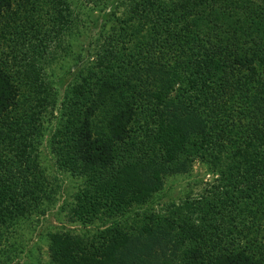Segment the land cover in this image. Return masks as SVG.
I'll return each instance as SVG.
<instances>
[{
	"label": "trees",
	"instance_id": "16d2710c",
	"mask_svg": "<svg viewBox=\"0 0 264 264\" xmlns=\"http://www.w3.org/2000/svg\"><path fill=\"white\" fill-rule=\"evenodd\" d=\"M205 1L214 7L220 3V9L235 7L232 21L212 15L202 0H120L112 7L106 18L111 26H103L99 36L104 38L102 56L87 73L90 78H102L100 97L110 91L121 104L126 99L121 92L133 84L137 73H146L147 80L150 68L163 66L170 68L163 85L174 91L173 98L163 99V114L175 99L189 106L186 114L191 119L198 120L191 113L197 110L208 124L187 126L182 120L185 116L174 110L173 116L181 123L174 127L178 139L171 142L152 136V118L140 119L144 106L137 108L140 111L130 104L124 110L110 107L104 111L98 138L90 137L93 128L85 118L75 136L78 155L61 158L70 164L71 174L82 180L69 205L78 212L74 217L85 223L94 220L100 227L93 239L81 235L69 240L65 248L66 237L54 238L61 251L52 250L58 264H145L142 258L130 263L121 247L129 241L151 242L149 226L163 229L175 242L180 254L174 264H264V110H246L234 120V128H227L226 118L248 103L251 109L257 93L251 89L256 85L251 86V76L253 71L257 77L264 74V0H239L242 8L230 0ZM74 2L0 0V47L12 58L7 62L0 49V237L3 225L27 212H40L43 204L55 199L54 190L46 195L44 176H38L35 169L38 159L33 150L43 115L25 104V95H30L27 90L43 81L42 64L39 69L35 62L37 54L43 59L46 52L41 48L47 45L35 34L41 23L32 10L41 13L48 6L45 12L55 13L51 19L58 33L63 25L69 27ZM199 14L204 17L198 20ZM128 32L137 34L133 50L122 44L106 48L115 40L114 34L122 39ZM189 33L198 36L207 49L183 41ZM254 59L261 60L262 71L252 66ZM10 65L18 68L12 73ZM85 77L81 78L84 87L90 80ZM171 81L181 84L174 88ZM92 102L80 91L84 116L93 111ZM206 104L212 109H206ZM133 117L137 128L128 124ZM72 123L73 116L61 121L54 134L56 142L73 133H69ZM222 137H229V143L217 146ZM193 156L201 158L213 176L206 189L196 197L168 201L169 207L164 202L163 210L142 211V203L157 188L159 174L170 173ZM112 254L117 257L111 259Z\"/></svg>",
	"mask_w": 264,
	"mask_h": 264
},
{
	"label": "rangeland",
	"instance_id": "374dc122",
	"mask_svg": "<svg viewBox=\"0 0 264 264\" xmlns=\"http://www.w3.org/2000/svg\"><path fill=\"white\" fill-rule=\"evenodd\" d=\"M202 1L208 5L205 0ZM254 1L258 2V0ZM118 2L120 0H76L74 5H72V17L68 25L69 29L63 25V28L59 29L58 33H56L51 19L55 13L45 12L48 6L40 9L41 13L39 9L36 11L34 9L32 10V16L37 18V20L39 18L41 23L38 24L40 26L37 29L38 32L35 34L42 37L47 42V45L46 48H41L43 52H46V54L44 53L43 59L41 57L38 59L37 54L35 62L39 65V69L42 64L40 74L43 81L33 90L26 89L30 95H25V104L27 109L32 111L37 110L43 115L42 129H40L39 133L37 132L39 142H36L37 146L33 150L34 155H37L38 159V165H36L35 169L37 170L38 176H44L46 195H52L54 190L55 199L54 201L52 200V204L50 203L47 206L43 204V209L40 212H27L16 221H10L7 225L2 226V231L5 232L1 236L2 238L0 237V264H58L54 259L52 250L57 252L61 251L58 249L60 246L54 244V238L60 236L66 237L64 240L67 241H65V246L62 247L65 248L66 246H70L67 245L69 240H76L81 235L88 239L96 237V230L100 227L99 223L94 220L92 222L87 221L86 223L84 220L78 221L77 217H74L78 212L72 211L69 207L82 180L71 174L69 170L70 164H67L61 158L63 155L73 158L78 155V150L75 146L76 137L81 130L85 118L90 120L88 125L93 128L92 131H89L91 138H98V135L100 136L102 134L100 125L104 111L110 107L115 110L120 108V110H124L126 104H130L136 111L141 110L137 109L140 106L146 108L144 116L140 119L152 118L153 123L151 126L154 128L152 136L159 138V140L167 141L170 139L171 142H174L178 139L177 132H174V127L178 128L181 121L180 118L177 119L173 116L174 110L177 111V109L180 110L178 113L181 117L185 116L182 120H184L187 126H200L203 128L206 125L207 127L208 123L204 121V116L199 115L197 110L191 112L198 118V120L194 121L191 119V116L186 114V109L189 106L175 103V99L169 103V109L163 114V99L165 101L166 96L174 97V91H169V88L163 85V78L167 75L165 71H170V68L167 67L150 68L147 73L149 74L147 80L146 73H137L139 75L134 78L133 84H130L127 90L121 92L126 98L121 104L117 103L118 100L110 91L104 93L105 97H100L102 78H90L88 75L93 71V68L97 67L99 58L102 56L99 51H102L103 47L101 44L104 38L99 39L100 32L103 26H111V22H106V18H109L108 16L114 9L112 7ZM231 2L237 4L235 6L238 7L242 8L243 6L239 0H230ZM208 6L212 15L219 16V18L227 17L230 22L236 12L235 7L232 8L231 6L220 9L223 8L220 3H217L215 7L213 5ZM216 9L218 10L217 12ZM201 11L206 12L204 9ZM203 17V15L199 14L198 20ZM203 30H205V26H203ZM189 35L183 41L190 40L192 47L198 46V48L207 49V44L201 42L200 39H196L198 36L195 37L192 33H189ZM112 38H115V40H110L106 48L125 45L126 49L133 50V44H136L137 41L135 40L137 34L128 32L122 39H119L114 34ZM130 38L131 40H129ZM31 42L32 40L27 41L29 44ZM0 49L5 52L1 47ZM208 52L211 54V50L208 49ZM156 54L161 56L159 53ZM169 55L170 52L167 56ZM5 58H7V62L11 63L12 58L10 55H4L3 59ZM214 62L215 65L221 66L219 61L215 60ZM260 62V59H254L253 61L252 66H256L257 71L263 70L260 67V64L263 63ZM17 68L18 65H12V73ZM253 73L255 75L251 76V80L253 81L251 86L256 85L251 89L257 92L253 94V98L251 99L254 104L251 109L248 103L246 107H237L241 111H230L226 117L228 121L227 128L231 126L234 128V120L243 117V114L248 109L253 110L255 108L256 110H264V74L257 77L258 73L254 71ZM85 76L90 78V80L85 81L84 87L81 78L86 80ZM171 76L172 68L169 78ZM179 78L182 77L179 76ZM80 82L81 84L78 85ZM171 83L174 88H178L181 81H171ZM82 90L93 101L92 104L95 103L94 106H91L93 111H88L85 116V109L80 104V91ZM38 95L40 96L39 99H37ZM35 100H37L36 106H34ZM205 107L206 109H212L213 106L206 104ZM237 108L235 107L230 110ZM71 112H74L73 115H71ZM140 113L141 115L143 114L142 112ZM71 116H73V121L79 130L77 129V132H75L76 126L72 123V125H69L71 126L69 133H72V130L73 133L68 134L60 142H56L54 136L55 131L58 129L61 121H66ZM134 118L128 124L137 128L139 125L134 121ZM172 119H174V122H171ZM229 137L219 138V141L215 144L217 146L219 144L227 145L229 143ZM210 181H213V176L204 161L198 156L189 157L184 160L182 165L174 168L170 173H166L165 175L159 174V180L154 185L157 188L142 203L144 207L142 211H160L164 208V202L169 207L168 201L178 202L187 195L196 197L206 189ZM149 228L151 230L150 232H152L151 234H153V238L149 239L153 240L149 243L145 240L140 242H127L121 247L123 248L124 256L129 258L130 263L132 259L139 261L142 258V262L145 264H174L180 254L175 242L163 229L153 226H149ZM116 257V254H112L111 259H115Z\"/></svg>",
	"mask_w": 264,
	"mask_h": 264
}]
</instances>
